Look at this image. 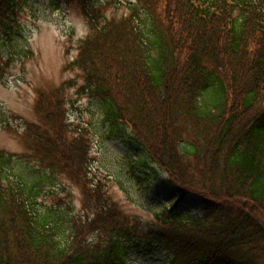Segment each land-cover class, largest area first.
Here are the masks:
<instances>
[{
  "label": "trees",
  "instance_id": "16d2710c",
  "mask_svg": "<svg viewBox=\"0 0 264 264\" xmlns=\"http://www.w3.org/2000/svg\"><path fill=\"white\" fill-rule=\"evenodd\" d=\"M23 1L0 0V38ZM77 2L91 33L72 66L105 103L108 129L125 124L179 198L201 200L195 216H156L154 250L167 264H264V0H137L120 18ZM12 62L0 52V72ZM37 101L33 156L82 185L93 215L41 213L39 186L11 185L0 170V264H129L135 232L99 182L88 187L89 154L68 139L63 101Z\"/></svg>",
  "mask_w": 264,
  "mask_h": 264
},
{
  "label": "rangeland",
  "instance_id": "374dc122",
  "mask_svg": "<svg viewBox=\"0 0 264 264\" xmlns=\"http://www.w3.org/2000/svg\"><path fill=\"white\" fill-rule=\"evenodd\" d=\"M96 1L105 3L108 17L120 18L131 12L137 0ZM21 7L14 31L0 38L2 57L13 61L0 72L2 177L14 186L38 185L41 213L51 209L66 216L93 215L85 206L82 185L43 170L25 135L31 125L43 124L36 108L40 96L57 94L63 101L68 139H80L89 154L88 187L99 182L108 206L116 208L120 222L135 232L127 263L167 264L164 254L154 250L151 234L157 230L156 216L173 207L195 216L201 200L190 194L179 198V190L168 184V175L153 164L125 124L120 122L118 132L108 129L105 103L84 90L81 71L72 66L91 33L79 2L25 0ZM10 154L15 156L9 160Z\"/></svg>",
  "mask_w": 264,
  "mask_h": 264
}]
</instances>
